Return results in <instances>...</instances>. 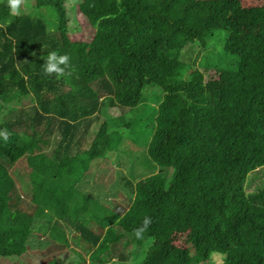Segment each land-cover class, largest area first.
Masks as SVG:
<instances>
[{
  "label": "trees",
  "instance_id": "1",
  "mask_svg": "<svg viewBox=\"0 0 264 264\" xmlns=\"http://www.w3.org/2000/svg\"><path fill=\"white\" fill-rule=\"evenodd\" d=\"M21 12L0 0V259L29 237L59 248L76 232L93 264L116 248L130 264H179L187 251L199 264H264V184L247 189L264 167V20L246 54L232 0H41ZM51 50L70 55L72 77L43 73ZM140 104L123 126L144 120L145 142L128 138L159 172L114 180L128 202L115 211L116 194L83 178L119 143L111 114Z\"/></svg>",
  "mask_w": 264,
  "mask_h": 264
},
{
  "label": "rangeland",
  "instance_id": "2",
  "mask_svg": "<svg viewBox=\"0 0 264 264\" xmlns=\"http://www.w3.org/2000/svg\"><path fill=\"white\" fill-rule=\"evenodd\" d=\"M41 0H25V4L22 9L28 11V6L33 2L37 5L40 4ZM68 2H74V0H67ZM81 1V0H79ZM77 3V2H76ZM233 6L241 8L242 15V49L246 54H253L258 51V44L255 38L256 29L262 25L264 20V0H232ZM73 14V13H72ZM71 14V15H72ZM77 15V14H76ZM80 18V17H79ZM77 19V17H76ZM83 24V22H82ZM83 26V25H81ZM80 26V27H81ZM142 105H138L136 108L132 109L131 113L128 111L123 114L119 111H114L111 114V117H115L112 120H109V124H115L112 130H116L119 135H115L119 143L113 151H109L105 154L104 158H97L93 160L87 172V176L83 178L84 183L87 181L89 185L96 186L100 184L99 188L102 191L108 190L107 197L111 194H116L115 198L120 201L116 202L114 210L122 211L125 209L128 202L126 198H122L119 195V188H115L113 181L117 178H122L123 176L130 180L132 183H136L139 179L148 177L156 172H159V167L152 162L143 147H139L134 140L131 138L139 139V142H145L144 135L148 132L146 128L142 126L144 120L131 127H125L123 124H127L129 121L133 120V117H138L142 114ZM118 117V118H116ZM120 126V127H119ZM132 135L130 139L128 135ZM15 166H19L23 169L25 165V159L22 158L15 163ZM11 180L13 179L14 183L18 188V193H22L20 189V183L17 181V177L11 174ZM93 182V183H92ZM92 183V184H90ZM264 184V167L258 168L247 178V189L252 190L253 188L259 187ZM83 185V184H82ZM118 191V192H117ZM26 198V197H25ZM101 199V198H100ZM29 203L28 198L26 202ZM108 203H106L107 205ZM110 210H113L112 207L106 206ZM80 217H84L80 214ZM74 235V234H73ZM79 234L75 232V236H69L67 244L56 248L49 247L47 248H37L35 244V239L29 237L27 240L28 249L18 258H1L0 264H93L92 260L89 258V252L87 250V245L83 244L77 239ZM178 244H180L178 242ZM137 243L132 242V244L127 245L126 248L130 252L137 250ZM125 248V247H124ZM121 251V248H116L114 252L115 255L106 256L104 264H112V261L118 260L119 264H130L132 255H128L126 261L122 262L117 258V254ZM179 264H199L197 262V257L190 255L187 251L186 259L180 261Z\"/></svg>",
  "mask_w": 264,
  "mask_h": 264
},
{
  "label": "clouds",
  "instance_id": "3",
  "mask_svg": "<svg viewBox=\"0 0 264 264\" xmlns=\"http://www.w3.org/2000/svg\"><path fill=\"white\" fill-rule=\"evenodd\" d=\"M74 2H79V0H74ZM24 4L25 0H7V7L10 14L13 16H19L22 14L21 10ZM43 61L42 71L46 76H55L59 79L72 77L75 72V68L71 64V57L67 53L61 54L57 50H51L48 52L47 56L43 58ZM17 70H19V65H17ZM0 138L5 142L8 141L9 135L6 130L0 131ZM151 223V217L145 216L140 226L133 229L134 237L138 240H142ZM112 264H119V261L114 259Z\"/></svg>",
  "mask_w": 264,
  "mask_h": 264
}]
</instances>
